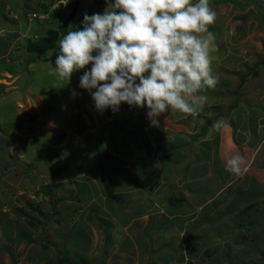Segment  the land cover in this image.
<instances>
[{
  "label": "crops",
  "instance_id": "1",
  "mask_svg": "<svg viewBox=\"0 0 264 264\" xmlns=\"http://www.w3.org/2000/svg\"><path fill=\"white\" fill-rule=\"evenodd\" d=\"M209 5L217 13L209 31L215 36L211 67L218 83L215 88L201 91L207 98L203 110L195 117L170 110L158 117L160 127H153L146 107L134 110L123 104L129 107L128 113L120 109L113 113L109 108L110 115L103 113L101 119L88 102L87 113L94 123L92 133L97 130L96 124L101 128L93 133L98 134L92 145L94 170L98 172V165L102 164V170L110 176L120 172L119 178L112 177L114 181L106 187L95 185V189L91 186L93 176L98 174L92 175L90 181L77 179L75 189H66L61 183L72 179L71 175L59 179L62 191L73 193L71 200L58 196V191L62 193L58 185V191L54 187L49 196L56 200L58 210L51 208L41 214V205L39 208L36 202L39 209L27 214L40 221L48 244L42 243L41 233L26 223L22 212L26 207H17L15 212L6 208V202L16 200L10 199L7 189L0 185V264L182 263L183 253L177 257L175 251L182 249L184 243L187 246L190 236L198 230L197 224L206 220L198 215L203 211H199L198 202H210V207L212 202L225 203L223 208H234L242 202L243 191L247 193L253 186L264 188V96L254 103L238 97L232 100L233 104L229 102L233 94L229 91L235 82L230 75L239 80L244 77L245 86L252 89L257 82L245 76L264 72V0H209ZM88 8L85 3L84 9ZM9 48L10 44L5 54ZM254 65L259 66L254 69ZM259 83L264 86V82ZM82 116L88 126V115L84 112ZM216 121L225 124L213 127ZM115 123L119 128H112ZM122 127L134 134L135 140H130V144L123 140ZM123 143L128 152L121 160L113 148L118 150ZM97 144L103 146L95 152ZM13 156L7 146L0 147V184L19 163ZM234 157L243 161V175L239 177L227 168ZM244 179L247 185L232 187ZM167 228L180 234L179 243L186 240L180 245L178 241L159 240L156 235H165ZM204 240L200 243L203 246L208 243Z\"/></svg>",
  "mask_w": 264,
  "mask_h": 264
},
{
  "label": "rangeland",
  "instance_id": "2",
  "mask_svg": "<svg viewBox=\"0 0 264 264\" xmlns=\"http://www.w3.org/2000/svg\"><path fill=\"white\" fill-rule=\"evenodd\" d=\"M79 1H81V7L75 20L68 27H71V30L83 28L82 22L85 13L88 15L102 14L107 7L106 0H97L98 4H94L95 2L92 0ZM46 2L48 1L0 0V52H2V56H0V147L7 146L8 152L11 150L13 157L19 160L17 163L14 159L17 163L15 170L4 180V184L0 185L7 189L6 195H9L10 199L16 200V202L13 201L10 204L6 202L5 204L6 208L13 212L17 207L35 205L36 202L41 205L39 212L41 214L44 211L50 212L51 208L58 210L56 200H51L49 197L50 191L52 192L54 187L58 191V185L61 186L62 191V185L58 184V180L67 178V175H71L73 178L62 180L61 183L66 189H73L77 179L82 178L84 181H90L92 175L98 174L99 176H93L94 182L91 188L95 189V185L106 187L111 181H114L112 177L119 178L118 173L121 174L114 172L110 176L106 170H102V164L98 165V172L94 170L92 145L94 141L98 140V134L96 136L93 133L100 131L101 128L98 126L99 124L95 123L97 130L92 133L94 123L87 110L90 107L88 106L90 101L92 108L96 110L95 102L89 91L80 87V78L85 71L91 69L92 65L89 64L85 69L74 71L69 82L67 80L60 81L49 74V69L56 66L55 60L59 54L57 43L59 36L56 35L52 41L53 51H47L49 48L45 47L42 51H32L29 46L30 41H42L47 35L46 30L49 27H59L55 17L50 16L46 21L28 17L32 8L39 11ZM57 2L55 0L53 3ZM85 3L86 7L89 6L88 10L84 9ZM74 25L75 27L72 29ZM3 27H8L13 32L3 30ZM9 44L11 48L5 54ZM93 55L96 53L94 52ZM258 66L254 65L253 68L256 69ZM231 76L235 81L232 83L231 89L234 87L235 89L228 90L230 94L233 93L230 96L232 98H230V104H233L232 100L236 97L254 103L261 98L262 94L264 96V86L257 84L259 83L258 79H261L263 84L264 72H258L257 76L249 74L245 76L257 82L254 83L256 87L252 89L245 86L244 77L239 80L236 75ZM261 83L259 84L262 85ZM73 90L77 93L76 96H73ZM123 104L127 103L122 102L119 109L122 113H128L129 107ZM80 112L82 114L85 112L88 115V126ZM96 113L98 118L103 116L97 110ZM104 113L106 114L108 111H104ZM90 123L92 124L90 125ZM117 124L112 125V128H119ZM122 132L123 140L128 144H130V140H135L134 134L129 133V129L122 127ZM79 133L80 135H78ZM63 137L64 139H62ZM123 144L118 150L113 148L120 155L119 159L121 160L128 152L126 143ZM100 146L103 145L97 144L95 152L99 150ZM95 155L98 154L95 153ZM103 162L106 163L104 160ZM114 162L117 161L114 160ZM80 167L82 168L80 169ZM144 178L146 179L145 176ZM245 183L247 185L248 181L244 179L241 182L233 183L232 187H243ZM249 189H247V193L243 191L242 202L236 204L234 208L230 206L223 208L225 203L212 202L213 207H210L207 206L210 202L206 204L198 202L199 211L203 210L198 215H203L206 220L204 223L197 224V232L188 239L190 243L187 246L184 243L182 249L175 251L177 257L183 253L184 262L169 260L163 264H264V188L263 186L260 188L253 186ZM62 193L58 191V196L71 200L73 193L66 192L65 189ZM75 194L74 192V198H77ZM251 194H255L256 199H252ZM150 196L153 197L152 194ZM18 199H23V201L17 202ZM209 217L212 219H208ZM162 234L156 235V237H159V240H169L170 242H176L180 238V234L176 230L169 228L165 235ZM211 236L215 239L214 241L210 238ZM204 238V242H208L205 246L200 244ZM185 240L186 238L177 243L180 245ZM179 245L176 244V246ZM62 248L65 249V247Z\"/></svg>",
  "mask_w": 264,
  "mask_h": 264
},
{
  "label": "clouds",
  "instance_id": "3",
  "mask_svg": "<svg viewBox=\"0 0 264 264\" xmlns=\"http://www.w3.org/2000/svg\"><path fill=\"white\" fill-rule=\"evenodd\" d=\"M76 1L68 2L66 12L56 3L52 10L61 6V13L69 15ZM106 4L102 14L85 13L83 28L68 30L57 42L59 54L49 74L69 82L74 71L91 64L80 87L89 91L101 114L109 108L118 112L124 102L146 107L153 127H160L158 117L170 110L197 116L207 99L201 91L218 83L211 67L215 36L209 31L217 13L209 0H106ZM72 94L77 95L75 90ZM222 124L216 121L213 127ZM242 163L240 157L230 159L228 171L243 175Z\"/></svg>",
  "mask_w": 264,
  "mask_h": 264
},
{
  "label": "trees",
  "instance_id": "4",
  "mask_svg": "<svg viewBox=\"0 0 264 264\" xmlns=\"http://www.w3.org/2000/svg\"><path fill=\"white\" fill-rule=\"evenodd\" d=\"M48 2L44 3L42 5V8L40 7V10L37 11V10H33L34 8H32V11L31 12H37V13H48L51 17H55L57 18L58 20V25L59 27L58 28H55V27H49L46 31H47V35L44 37V39L42 41H39V42H36V41H30L29 43V46L32 48V51H42L43 48L45 47L46 49H48L47 51H50L52 50L53 51V40L54 38L57 36H59L57 38V40L59 41L60 39H62L65 34L68 32V30H71V27H69L70 23L75 20L77 14L75 15V17L73 18V20L67 25V26H64L63 25V21L62 19L68 14V12L66 14L64 13H61L59 7L58 8H55L54 10H52V5L54 4L53 2L55 0H47ZM93 2H96L97 0H92ZM45 2V1H44ZM73 5V4H72ZM73 6H69V9H71ZM30 12V13H31ZM29 17V16H28ZM30 18V17H29ZM34 18H38V17H34ZM49 18V17H48ZM48 18L44 17V18H38V19H44L45 21L48 20ZM30 19H33V18H30ZM65 19V18H64ZM80 19V18H79ZM78 19V20H79ZM77 20V21H78ZM66 27V28H65ZM75 27V25L72 27V29ZM53 28V29H51ZM57 41V42H58ZM47 42V43H45ZM44 43V44H43ZM53 46V48H52ZM52 48V49H51ZM45 51V52H47ZM105 192L107 191V189H103ZM30 204V202H29ZM37 206L40 208V204H37ZM36 205H31L30 206H26V209H22V212L26 215L25 216V221L26 223L31 227L33 228L36 232H39L41 233V235L43 236L42 239H41V242L42 243H45V244H48V238H47V234H45V230H44V227L41 225L40 221L39 220H36L30 216H27L28 214V211L29 210H38L39 208L37 207Z\"/></svg>",
  "mask_w": 264,
  "mask_h": 264
},
{
  "label": "built area",
  "instance_id": "5",
  "mask_svg": "<svg viewBox=\"0 0 264 264\" xmlns=\"http://www.w3.org/2000/svg\"><path fill=\"white\" fill-rule=\"evenodd\" d=\"M69 1H71V0H59L58 3H56L55 5L59 6V4H62V9L64 12H66ZM28 16L30 18H34V17H38V18L46 17L47 18L48 15H47V13L31 12Z\"/></svg>",
  "mask_w": 264,
  "mask_h": 264
},
{
  "label": "water",
  "instance_id": "6",
  "mask_svg": "<svg viewBox=\"0 0 264 264\" xmlns=\"http://www.w3.org/2000/svg\"><path fill=\"white\" fill-rule=\"evenodd\" d=\"M78 8H79V1H76L74 3V7L71 10L70 14L63 21L64 26H67L73 20V18L75 17L77 13Z\"/></svg>",
  "mask_w": 264,
  "mask_h": 264
},
{
  "label": "bare ground",
  "instance_id": "7",
  "mask_svg": "<svg viewBox=\"0 0 264 264\" xmlns=\"http://www.w3.org/2000/svg\"><path fill=\"white\" fill-rule=\"evenodd\" d=\"M113 131H114V129H113Z\"/></svg>",
  "mask_w": 264,
  "mask_h": 264
}]
</instances>
